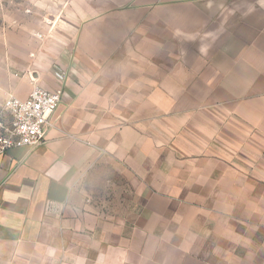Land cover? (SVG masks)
Returning <instances> with one entry per match:
<instances>
[{"label": "crops", "instance_id": "obj_1", "mask_svg": "<svg viewBox=\"0 0 264 264\" xmlns=\"http://www.w3.org/2000/svg\"><path fill=\"white\" fill-rule=\"evenodd\" d=\"M56 17L0 72V103L63 90L43 143L0 155V264H264V0Z\"/></svg>", "mask_w": 264, "mask_h": 264}, {"label": "rangeland", "instance_id": "obj_2", "mask_svg": "<svg viewBox=\"0 0 264 264\" xmlns=\"http://www.w3.org/2000/svg\"><path fill=\"white\" fill-rule=\"evenodd\" d=\"M69 1L0 0V72H26L34 52L44 44L53 20Z\"/></svg>", "mask_w": 264, "mask_h": 264}, {"label": "built area", "instance_id": "obj_3", "mask_svg": "<svg viewBox=\"0 0 264 264\" xmlns=\"http://www.w3.org/2000/svg\"><path fill=\"white\" fill-rule=\"evenodd\" d=\"M62 95L61 88L50 90L36 85L25 98L7 96L0 103V155L13 148L34 150L41 145Z\"/></svg>", "mask_w": 264, "mask_h": 264}]
</instances>
